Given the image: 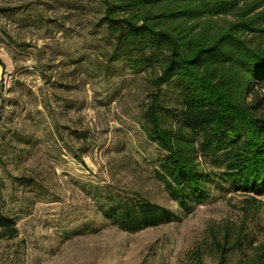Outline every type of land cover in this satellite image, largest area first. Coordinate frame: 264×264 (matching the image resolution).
Masks as SVG:
<instances>
[{
	"label": "rangeland",
	"instance_id": "obj_1",
	"mask_svg": "<svg viewBox=\"0 0 264 264\" xmlns=\"http://www.w3.org/2000/svg\"><path fill=\"white\" fill-rule=\"evenodd\" d=\"M104 13L103 0H0V216L18 229L0 264H264V191L214 189L184 215L157 178L166 152L143 127L154 76L109 63ZM135 194L180 218L131 232L104 216Z\"/></svg>",
	"mask_w": 264,
	"mask_h": 264
},
{
	"label": "trees",
	"instance_id": "obj_2",
	"mask_svg": "<svg viewBox=\"0 0 264 264\" xmlns=\"http://www.w3.org/2000/svg\"><path fill=\"white\" fill-rule=\"evenodd\" d=\"M103 2L101 24L114 38L109 63L125 60L153 73L156 89L143 110V127L166 152L156 160V176L183 214L211 200L214 189L261 194L264 0ZM226 16L233 20L219 23ZM165 86L176 89L173 102ZM101 210L131 232L180 218L139 194L117 195ZM17 232L12 217L0 216V237Z\"/></svg>",
	"mask_w": 264,
	"mask_h": 264
},
{
	"label": "crops",
	"instance_id": "obj_3",
	"mask_svg": "<svg viewBox=\"0 0 264 264\" xmlns=\"http://www.w3.org/2000/svg\"><path fill=\"white\" fill-rule=\"evenodd\" d=\"M5 65H6L5 61L4 63H0V78L3 76L4 71L6 70Z\"/></svg>",
	"mask_w": 264,
	"mask_h": 264
},
{
	"label": "built area",
	"instance_id": "obj_4",
	"mask_svg": "<svg viewBox=\"0 0 264 264\" xmlns=\"http://www.w3.org/2000/svg\"><path fill=\"white\" fill-rule=\"evenodd\" d=\"M3 90V85L1 84V80H0V93L2 92Z\"/></svg>",
	"mask_w": 264,
	"mask_h": 264
}]
</instances>
